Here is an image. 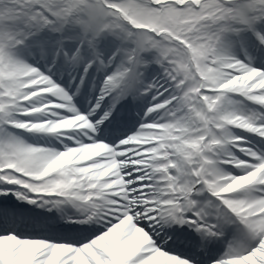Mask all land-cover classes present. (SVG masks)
Listing matches in <instances>:
<instances>
[{
  "label": "snow or ice",
  "instance_id": "snow-or-ice-1",
  "mask_svg": "<svg viewBox=\"0 0 264 264\" xmlns=\"http://www.w3.org/2000/svg\"><path fill=\"white\" fill-rule=\"evenodd\" d=\"M0 264H264V0H0Z\"/></svg>",
  "mask_w": 264,
  "mask_h": 264
}]
</instances>
